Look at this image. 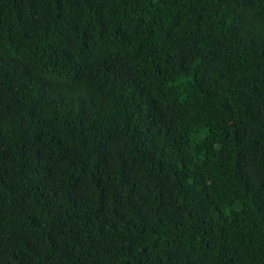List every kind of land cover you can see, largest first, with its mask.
Segmentation results:
<instances>
[{
	"label": "trees",
	"instance_id": "trees-1",
	"mask_svg": "<svg viewBox=\"0 0 264 264\" xmlns=\"http://www.w3.org/2000/svg\"><path fill=\"white\" fill-rule=\"evenodd\" d=\"M0 264H264V0H0Z\"/></svg>",
	"mask_w": 264,
	"mask_h": 264
}]
</instances>
